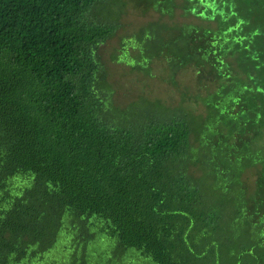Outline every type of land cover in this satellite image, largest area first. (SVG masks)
<instances>
[{
  "label": "trees",
  "instance_id": "trees-1",
  "mask_svg": "<svg viewBox=\"0 0 264 264\" xmlns=\"http://www.w3.org/2000/svg\"><path fill=\"white\" fill-rule=\"evenodd\" d=\"M115 3L0 0V264H264V0H186L207 26L126 44L173 84L189 72L205 114L116 105Z\"/></svg>",
  "mask_w": 264,
  "mask_h": 264
},
{
  "label": "rangeland",
  "instance_id": "rangeland-1",
  "mask_svg": "<svg viewBox=\"0 0 264 264\" xmlns=\"http://www.w3.org/2000/svg\"><path fill=\"white\" fill-rule=\"evenodd\" d=\"M144 0H115L111 13L113 19L119 24L115 36L101 47V62L106 72V81L115 91L114 96L116 105L121 108H126L130 104H161L164 107L183 105L188 102V98L196 95L197 84L185 72L180 77H176V84L171 82L170 73L161 65L160 60H154L146 67H140L135 56L130 51L126 50V44L133 41L136 46L140 43L139 36H136L139 31L146 29L152 24L162 25H181V24H195L199 26H207L209 22L202 18H197L184 10L186 0H174L176 8L172 14H162L155 8L147 6ZM109 11H105V16L102 18L111 21L109 18ZM149 34V33H148ZM137 54L136 51L133 53ZM126 58V59H125ZM143 65V63H142ZM186 94V95H185ZM190 106L194 109L196 114H205L208 112L204 102L199 101L198 104ZM218 164V163H217ZM216 164V165H217ZM241 165L235 166L229 171L230 174L240 171ZM228 170V169H227ZM219 174H226L222 169L218 171ZM201 177H205V172L199 169L198 173ZM245 178L250 177L249 180L254 187L255 176L253 169L249 168L244 175ZM227 182L231 184L230 176L226 177ZM206 180V179H205ZM242 181V180H241ZM234 181L226 189V193L230 194V198H234ZM240 198H245L240 194Z\"/></svg>",
  "mask_w": 264,
  "mask_h": 264
}]
</instances>
